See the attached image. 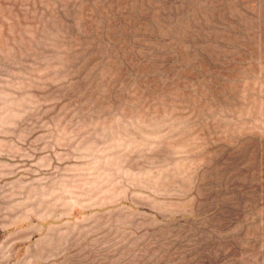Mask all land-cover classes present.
<instances>
[{"label":"rangeland","instance_id":"1","mask_svg":"<svg viewBox=\"0 0 264 264\" xmlns=\"http://www.w3.org/2000/svg\"><path fill=\"white\" fill-rule=\"evenodd\" d=\"M0 264H264V0H0Z\"/></svg>","mask_w":264,"mask_h":264}]
</instances>
